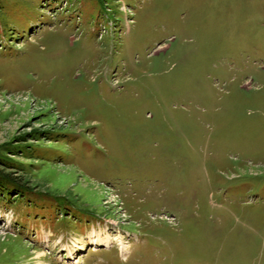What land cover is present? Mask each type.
Wrapping results in <instances>:
<instances>
[{
    "label": "rangeland",
    "instance_id": "rangeland-1",
    "mask_svg": "<svg viewBox=\"0 0 264 264\" xmlns=\"http://www.w3.org/2000/svg\"><path fill=\"white\" fill-rule=\"evenodd\" d=\"M0 264H264V0H0Z\"/></svg>",
    "mask_w": 264,
    "mask_h": 264
},
{
    "label": "bare ground",
    "instance_id": "bare-ground-1",
    "mask_svg": "<svg viewBox=\"0 0 264 264\" xmlns=\"http://www.w3.org/2000/svg\"><path fill=\"white\" fill-rule=\"evenodd\" d=\"M108 236V235H107ZM109 237H106V238H104L103 240L101 239V240H98L99 242H98V244H106L107 242H109ZM124 245H122L121 247H123Z\"/></svg>",
    "mask_w": 264,
    "mask_h": 264
}]
</instances>
